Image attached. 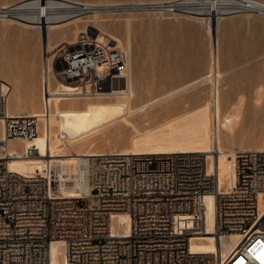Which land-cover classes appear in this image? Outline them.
Masks as SVG:
<instances>
[{"label": "built area", "instance_id": "built-area-1", "mask_svg": "<svg viewBox=\"0 0 264 264\" xmlns=\"http://www.w3.org/2000/svg\"><path fill=\"white\" fill-rule=\"evenodd\" d=\"M179 5L171 0L150 7L174 14L181 12ZM53 54L56 79L91 96L110 91L127 71L116 42L102 41L92 30L60 43ZM8 94L9 85L0 79V264H264V148L233 152L230 189L219 186L201 152L91 155L85 165L90 196L65 197L49 159L39 176L8 168L2 145L32 139L39 129L38 116L7 114ZM37 152L34 145L23 150L26 157ZM206 194L214 203L213 237L238 236L225 253L219 247L211 253L190 249L204 229L201 219L191 227L174 226L175 215L192 212L196 198ZM118 213L127 215L125 233L111 230Z\"/></svg>", "mask_w": 264, "mask_h": 264}, {"label": "rangeland", "instance_id": "rangeland-1", "mask_svg": "<svg viewBox=\"0 0 264 264\" xmlns=\"http://www.w3.org/2000/svg\"><path fill=\"white\" fill-rule=\"evenodd\" d=\"M19 1L0 0V79L9 83L6 112L30 114L39 109L42 113L41 36L36 29L1 20L9 19L1 13V7ZM73 1L90 3L100 7V11L80 15L77 30L72 24L57 30L56 33L62 30L65 34H57L51 44L61 39L66 43L74 41L76 33L85 29L122 46L128 41L134 96L126 99L122 97L126 94L106 95L53 105V113L64 119L60 127L62 138L93 128L91 136L101 142L97 149L107 152L111 146H134L163 153L171 148L187 152L206 148L210 126V87L206 77L212 47L203 20L150 7L152 3L171 0ZM184 1L193 5L197 0ZM248 1L264 5V0ZM218 9L214 34L221 115L239 109L233 137L225 131L221 133L225 149L234 152L241 149L239 145L264 146V12L231 7L230 13L223 15L224 9ZM72 14L71 7L62 0L51 4V20H64ZM210 14L213 16L211 11L202 16ZM221 154L229 157L227 153Z\"/></svg>", "mask_w": 264, "mask_h": 264}, {"label": "bare ground", "instance_id": "bare-ground-1", "mask_svg": "<svg viewBox=\"0 0 264 264\" xmlns=\"http://www.w3.org/2000/svg\"><path fill=\"white\" fill-rule=\"evenodd\" d=\"M54 1L55 0H21L12 5L1 7L4 9V11L2 10L1 13H4L7 17H9V19L1 18L2 21L16 23L22 25L23 27L36 29L38 31L43 43L42 56L44 60V63L42 64V78L40 80L41 89L43 88V95L41 94L40 96L43 112L41 113L37 107V111H32L30 114H28L39 117L38 133L35 137L28 140H8L5 145H2V147L3 150L8 153L7 164L11 171L24 176H39L44 173L45 161L49 159L50 165H53L54 168L58 170L61 179L60 192L63 196L76 197L85 194L89 197L91 194V187L85 178V165L88 156L101 153L163 154V152L145 151L143 148L134 146H124L120 149H113L111 146L108 147L110 149L108 152L103 148L97 149L98 146L96 145L100 144L101 142L98 138L91 136L95 132L93 128H91L89 131L86 130V132L84 131L73 136H68L65 139L62 138V129L60 127H62L64 119L61 118L62 116L60 117L59 113L58 117L56 115L57 113H53V105L56 106L59 102L70 99H98L108 97L106 95L113 96L126 94L128 96L122 95V97L127 99L128 97L131 98L134 96V90L132 74L130 71V60L128 57L130 52L127 40L126 46H122L115 41L117 48L120 50L121 54L126 60L127 71L124 74V78L117 80V82L112 85L110 91L97 96H88V93H85L82 89H79V87L73 88L68 83H63L56 79L55 69L51 63L52 58L54 57L53 52L55 51L57 45L60 43H66V40L61 39V42H58L55 45L51 44V41L56 37L57 34H60L61 36L65 34V32L62 30L58 31L59 33H56V31L62 27L65 28L66 25L71 24L74 25L75 29L77 30L78 28L76 25L78 22H80L82 17L80 15L85 14L86 12L100 11V9H98L100 7H95V5L86 2L81 3L80 1L62 0L71 7L73 14L64 20L54 21L51 20L52 18L50 16L51 4ZM178 2L180 4L179 9L182 13L187 16L194 15L197 16V18L203 20L207 34L210 38L209 47H212V51L209 52L210 66L207 73L208 75L206 77V81L209 82L210 87V113L208 118L210 126L208 132V146L204 149H200L197 152L207 154V166L217 173L219 186L225 189H230L233 187L235 181V163L234 155H232L234 153L232 151H226L224 146L225 143L221 133L226 132V135H230V138L233 137L235 119L238 117V113L236 112L239 109L237 111L232 109L227 112L226 115H221L219 99V58L216 46L217 38L214 34V26L216 25L217 19L219 18V16L216 14H218L219 11L218 6H221L224 9L223 15H225L230 13L231 7L254 8L264 12V5H260L248 0H225L222 4L217 3V0H197L193 5L186 3L184 0H178ZM85 8L88 9L85 10ZM194 9L200 12L196 13ZM200 9H203L204 12ZM210 11L212 12L213 16L211 14L209 15L210 17L202 16L204 14H208ZM127 24L125 23L126 27ZM105 30L108 32L110 31L109 28H105ZM79 32L80 30L76 33V35ZM76 35L74 38H76ZM98 39L104 41V38L101 36H99ZM73 40L75 41V39ZM74 41L71 40L67 42L68 44H71ZM32 106L34 108L35 105ZM7 114L20 115L19 113L15 112H7ZM2 135L3 120L0 119V139L2 138ZM29 145H34L38 150L35 156L26 157L23 154L24 148ZM239 146H241V149L264 148V146L260 145L259 143L256 145ZM175 152L187 151H177L171 148L165 153ZM221 153H227L229 157L222 155ZM228 168L229 170L227 171ZM263 198L264 195H261L260 202ZM213 208L214 203L212 195H201L196 198L195 207L192 212L186 214H177L174 217V226L176 228L194 226L197 219H201L204 223V229L201 231V234L193 238L190 242V249L193 252L211 253L217 251L219 247L221 252L225 253L237 243L238 236L235 234L229 236L228 238H220L219 240L213 237L211 233L214 223ZM110 227L113 232H127V215L125 213H118L115 215L111 221ZM56 250V246L52 244L50 248V255L53 261H55Z\"/></svg>", "mask_w": 264, "mask_h": 264}]
</instances>
